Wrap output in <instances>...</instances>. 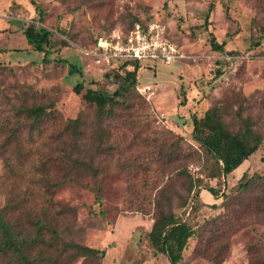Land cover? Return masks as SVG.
Segmentation results:
<instances>
[{"label":"rangeland","instance_id":"374dc122","mask_svg":"<svg viewBox=\"0 0 264 264\" xmlns=\"http://www.w3.org/2000/svg\"><path fill=\"white\" fill-rule=\"evenodd\" d=\"M36 2L0 0V208L32 237H57L53 247L37 242L33 257L69 264L74 241L106 249L102 264H170L149 237L161 203L195 231L178 264H251L250 248H264L257 192L236 196L234 174L219 184L209 177L216 162L194 139L193 119L219 106L230 129L250 117L264 135V0ZM150 19L187 57L141 61L132 82L105 75L112 68L83 52ZM30 24L52 32L49 55L28 42ZM211 33L223 52L211 48ZM89 88L122 94L102 114L86 101ZM36 105L48 112L38 121L26 110ZM244 165L249 175L264 173V141ZM215 185L220 198L209 202L200 191ZM63 207L72 210L60 215Z\"/></svg>","mask_w":264,"mask_h":264},{"label":"trees","instance_id":"16d2710c","mask_svg":"<svg viewBox=\"0 0 264 264\" xmlns=\"http://www.w3.org/2000/svg\"><path fill=\"white\" fill-rule=\"evenodd\" d=\"M32 2L37 6L36 0H32ZM44 15L45 13L42 11L41 18H43ZM206 21L209 22V15H207ZM151 22H155L154 19L136 21L131 27L126 28L125 32H129L137 23L147 25ZM24 34L35 50L45 52L46 56L50 54L51 51L47 49V47L52 43V32L48 28L37 27L30 24L24 29ZM211 36V48L215 51L223 52L226 43L219 42L214 33H211ZM140 66L141 61L138 60L124 61L116 67L107 66L112 69L105 75L109 76L112 72L116 71L128 81L135 82L136 74ZM219 75L220 73L217 74V76ZM83 88L84 84L78 83L75 86V92L80 94ZM121 94L122 91L119 89L111 96L97 89L89 88L87 89L85 98L89 104H95L100 113L104 114L106 113V106L108 104L114 105L117 102L116 95ZM26 110L35 121L47 116L48 113L43 105L29 107ZM193 124L194 139L200 143L216 162V169H214L209 177L212 180H216L217 184L221 182L222 178H228V176L232 175L246 160H249L264 141L263 133L255 128V124L250 117L243 118V126L238 131L230 129L225 122L219 106L209 108L202 118L195 117L193 119ZM79 126V118L71 120L70 128L78 130ZM94 171L95 176H97L98 172L96 169H94ZM238 179V194H236V196H241L243 193H248L250 191H256L258 203H256L255 208L258 210V213L264 214V173L249 175L247 168ZM203 189L208 190L216 199L220 198L217 185L202 186V190ZM96 191V202L101 203L103 197L101 185L97 186ZM200 193H198L199 196ZM223 197L226 198L225 195H223ZM201 201L204 202L202 199ZM163 207V204L158 203V208L160 209L154 218L149 237L154 247V252L158 251L167 255L170 264H178L183 257V251L187 249L189 245V239L195 235V231L189 223L182 220L172 209L165 210ZM71 210L72 209L69 207H63L59 210V214L61 215ZM10 213L11 211L8 207L0 208V263L39 264L46 260L44 257H33V250L36 243L43 241L47 243L48 246L53 247V241H55L57 237H52V241L49 243L42 235L32 237L26 228H21L19 226L18 219L10 215ZM34 224L40 231L47 226L44 221L40 220L34 222ZM49 228L54 234L56 233L54 227L49 225ZM105 250L106 249H99L74 241L66 245V251L71 254L69 256V264H78L76 262L72 263V260L77 258L91 259L97 262V264H102ZM220 250L221 248L218 249L217 252H220ZM250 255L251 264H264V248L261 250L258 248H250Z\"/></svg>","mask_w":264,"mask_h":264},{"label":"built area","instance_id":"2783aa9c","mask_svg":"<svg viewBox=\"0 0 264 264\" xmlns=\"http://www.w3.org/2000/svg\"><path fill=\"white\" fill-rule=\"evenodd\" d=\"M100 66L116 67L124 61H160L167 64L187 57L177 44L165 35L159 22L137 23L129 32L113 31L97 38L93 47L83 49Z\"/></svg>","mask_w":264,"mask_h":264},{"label":"crops","instance_id":"0c3cea01","mask_svg":"<svg viewBox=\"0 0 264 264\" xmlns=\"http://www.w3.org/2000/svg\"><path fill=\"white\" fill-rule=\"evenodd\" d=\"M241 170V171H240ZM245 170H247V167H246V165H244V163L239 167V168H237L235 171H234V175L236 176V178H240L241 177V175L243 174V172L245 171ZM238 171H240L239 173H238ZM232 174V175H233ZM231 178V175L230 176H228V180ZM202 196H205V198L207 199V201H209L210 202V200H211V198H213V199H216L208 190H206V189H203L202 190Z\"/></svg>","mask_w":264,"mask_h":264}]
</instances>
